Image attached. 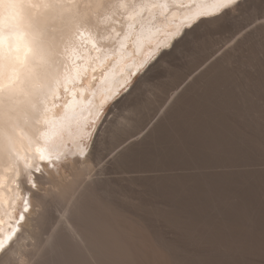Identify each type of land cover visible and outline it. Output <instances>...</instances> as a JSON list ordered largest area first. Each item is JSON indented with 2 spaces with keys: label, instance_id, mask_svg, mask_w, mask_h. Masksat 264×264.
Listing matches in <instances>:
<instances>
[{
  "label": "bare ground",
  "instance_id": "1",
  "mask_svg": "<svg viewBox=\"0 0 264 264\" xmlns=\"http://www.w3.org/2000/svg\"><path fill=\"white\" fill-rule=\"evenodd\" d=\"M104 3L93 5L91 14L56 21L44 61L38 65L29 55L17 66L11 102L7 87L0 91V238L21 230L8 245L14 255L40 237L35 257L16 259L37 264L45 250L67 241V204L45 238L43 231L48 213L65 200L64 190L79 184L85 194L108 201L138 259L159 243L180 264H261L264 130L236 98L250 75L245 53L252 41L240 35L246 21L230 18L196 28L222 32L230 24L239 57L204 65L170 93L144 133L138 119L151 98L123 103L117 121L100 129L106 141L119 137L111 150L116 155L90 175L94 163L85 142L99 122L92 123L96 113L168 33L188 26L181 13L172 15L174 9L134 15L131 8L113 7V0ZM142 26L150 29L144 37ZM39 179L49 185L38 188ZM92 251L100 264L125 259Z\"/></svg>",
  "mask_w": 264,
  "mask_h": 264
},
{
  "label": "snow or ice",
  "instance_id": "2",
  "mask_svg": "<svg viewBox=\"0 0 264 264\" xmlns=\"http://www.w3.org/2000/svg\"><path fill=\"white\" fill-rule=\"evenodd\" d=\"M93 5L108 6L104 0H0V91L7 87L9 102L18 78L17 66L28 60L29 55L38 65L42 63L46 50L52 47L46 38L49 33L57 31L56 21L63 22L66 18L91 14ZM112 6L120 9L131 8L134 15H140L146 9L150 12L156 9H174L172 15L181 13L182 23H187L188 26L178 27L168 33L167 39L158 43L156 50L136 66V71L131 73L133 79L126 80L121 88L112 94L109 98L111 104L103 118L101 119V112L96 113L92 123L99 121L100 127L94 134H89L91 143L88 150V156L94 164L97 162V156L101 161L107 160L111 151L107 147V141L100 136V129L104 122L108 121V114L120 107L136 91L143 77L160 61L182 45L191 42L196 28L230 18L246 21L240 35L252 41L251 52L245 53L250 75L241 83L236 98L242 106L249 108L253 118L258 116L264 130V0H113ZM154 20L155 15H152L149 23ZM146 31L150 29L142 26L140 36L144 37ZM235 35L233 32L218 43L212 54L214 61L233 54L239 57V42L233 39ZM137 76L140 79H135ZM115 155L116 153L112 152V156ZM34 195L37 199L40 198L39 191ZM63 195L68 205V220L72 222L67 225V241L59 247L54 244L45 250L37 264H100L97 253L92 251L93 248L125 257L114 264H180L169 249L159 243L152 245L145 258L138 259L125 234V225L115 217L108 201L103 197L92 192L85 194L80 191L79 184L64 190ZM24 211H28L27 201ZM24 218L21 214L19 219L22 221ZM2 225L3 221H0V227ZM18 230L12 228L6 237L0 238V264H14L13 249L8 245ZM85 236L87 240L84 239ZM261 238V264H264V208Z\"/></svg>",
  "mask_w": 264,
  "mask_h": 264
},
{
  "label": "rangeland",
  "instance_id": "3",
  "mask_svg": "<svg viewBox=\"0 0 264 264\" xmlns=\"http://www.w3.org/2000/svg\"><path fill=\"white\" fill-rule=\"evenodd\" d=\"M226 26L224 28V31L222 32L195 29L194 39L191 42L182 45L170 56L160 61V63L157 64L151 72L143 77L136 91L124 102L128 103L140 100L147 101L149 97L151 98L148 101L149 104L147 105L146 110H144L140 114L138 119V128H140L139 130H142V133L148 130L146 128H148V126L150 127L151 123L154 122V119L158 117L161 110L165 107V105H167V102H169L170 99V93L173 91H179L183 86L192 81V79L196 75H198L209 63L213 61L212 54L214 49L217 47L218 43H220L221 39H224V37H227L229 35V31H231L232 29V26H230V24H227ZM167 65H170L172 69L170 70ZM169 76L170 78L173 77L171 79V82L169 81L170 79H168ZM135 79H140V77L137 76L135 77ZM172 88H176V90H172ZM152 89L153 91H151ZM121 95H123V92H121ZM110 104L111 103H109L101 113V119L107 112V108L110 106ZM122 107L123 106L121 104L120 107L114 109L110 114H108V121L114 120L113 123L116 122L117 117L121 114ZM98 127H100L99 122L97 123V126L93 130L92 134L96 132ZM118 139L119 137L117 136V140H113V138L111 140H107V142L109 143L107 144L108 149L112 150L115 146L114 144L117 143ZM86 142L85 144L87 148L85 154L89 150L91 141L89 139ZM110 157H112L111 151L109 152V158L107 160L101 161L100 159H98L94 164V168L90 175H95L97 172H99V170L106 164ZM66 158L67 157H64V161H67L68 158ZM46 181L48 180L39 179L38 188L42 189L44 187H47L49 184L46 183ZM65 205V200H62L48 213L47 225L45 226L43 231V238L46 237V233L51 230V227L58 223ZM18 234H22L21 230H19ZM21 242L22 240H20L18 243ZM25 243H27V241H25ZM40 244L41 238L39 237L34 241L28 242L25 248H18L16 254L13 255L14 264L18 261L16 259H18L19 257H22L23 259L31 258L32 255L33 257H35L34 255H37L39 252L38 249ZM21 252H23L24 255ZM29 254H31V256L28 257Z\"/></svg>",
  "mask_w": 264,
  "mask_h": 264
}]
</instances>
